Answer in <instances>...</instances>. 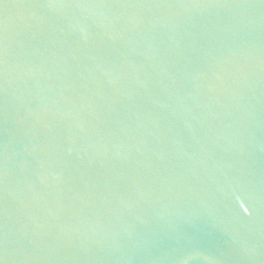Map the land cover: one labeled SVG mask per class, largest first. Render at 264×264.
<instances>
[{"label": "water", "instance_id": "water-1", "mask_svg": "<svg viewBox=\"0 0 264 264\" xmlns=\"http://www.w3.org/2000/svg\"><path fill=\"white\" fill-rule=\"evenodd\" d=\"M0 264H264V0H0Z\"/></svg>", "mask_w": 264, "mask_h": 264}]
</instances>
